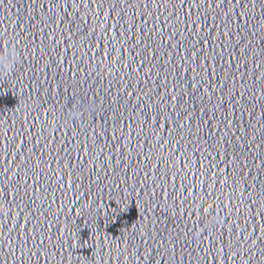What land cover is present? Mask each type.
<instances>
[{"label": "water", "instance_id": "1", "mask_svg": "<svg viewBox=\"0 0 264 264\" xmlns=\"http://www.w3.org/2000/svg\"><path fill=\"white\" fill-rule=\"evenodd\" d=\"M0 264H264V0H0Z\"/></svg>", "mask_w": 264, "mask_h": 264}, {"label": "clouds", "instance_id": "2", "mask_svg": "<svg viewBox=\"0 0 264 264\" xmlns=\"http://www.w3.org/2000/svg\"><path fill=\"white\" fill-rule=\"evenodd\" d=\"M17 60L18 55L14 49H9L4 54H0V77L11 73Z\"/></svg>", "mask_w": 264, "mask_h": 264}]
</instances>
